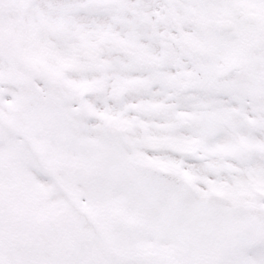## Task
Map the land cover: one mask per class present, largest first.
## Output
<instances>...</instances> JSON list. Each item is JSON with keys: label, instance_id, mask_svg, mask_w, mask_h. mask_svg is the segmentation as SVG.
Instances as JSON below:
<instances>
[{"label": "snow or ice", "instance_id": "6c2138e0", "mask_svg": "<svg viewBox=\"0 0 264 264\" xmlns=\"http://www.w3.org/2000/svg\"><path fill=\"white\" fill-rule=\"evenodd\" d=\"M0 264H264V0H0Z\"/></svg>", "mask_w": 264, "mask_h": 264}]
</instances>
